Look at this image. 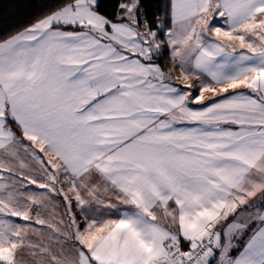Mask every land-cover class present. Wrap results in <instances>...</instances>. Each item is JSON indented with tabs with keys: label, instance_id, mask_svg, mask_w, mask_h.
<instances>
[{
	"label": "snow or ice",
	"instance_id": "obj_1",
	"mask_svg": "<svg viewBox=\"0 0 264 264\" xmlns=\"http://www.w3.org/2000/svg\"><path fill=\"white\" fill-rule=\"evenodd\" d=\"M24 7L0 33V264H264V0Z\"/></svg>",
	"mask_w": 264,
	"mask_h": 264
},
{
	"label": "trees",
	"instance_id": "obj_2",
	"mask_svg": "<svg viewBox=\"0 0 264 264\" xmlns=\"http://www.w3.org/2000/svg\"><path fill=\"white\" fill-rule=\"evenodd\" d=\"M32 2L39 4L41 0H19L20 7L14 8L11 6L12 0H0V33L5 29H12L22 24L28 23L37 9L35 7L27 8L25 4ZM109 0H106L108 3Z\"/></svg>",
	"mask_w": 264,
	"mask_h": 264
}]
</instances>
